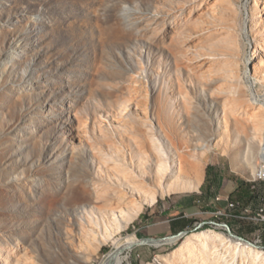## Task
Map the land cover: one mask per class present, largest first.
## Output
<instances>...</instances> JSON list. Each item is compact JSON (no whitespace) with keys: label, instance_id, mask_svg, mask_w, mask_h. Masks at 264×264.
<instances>
[{"label":"rangeland","instance_id":"obj_1","mask_svg":"<svg viewBox=\"0 0 264 264\" xmlns=\"http://www.w3.org/2000/svg\"><path fill=\"white\" fill-rule=\"evenodd\" d=\"M263 143L264 0H0V264L181 231L125 264H264L262 232L240 246L205 206L170 221L208 171L254 181ZM165 158L182 178L151 182Z\"/></svg>","mask_w":264,"mask_h":264},{"label":"crops","instance_id":"obj_2","mask_svg":"<svg viewBox=\"0 0 264 264\" xmlns=\"http://www.w3.org/2000/svg\"><path fill=\"white\" fill-rule=\"evenodd\" d=\"M211 182V176L206 175L204 183L201 186L202 191L197 196L183 199L178 203L176 208L180 210L170 220L173 222L171 223V230L181 231L184 229L187 223L180 221L184 216L188 217L196 213L199 214L208 201L210 202L214 197H219L220 200L215 204L219 208L225 209L229 202L238 203L239 206L232 212L236 217L230 219L233 221L238 235H256L260 230L264 238V223L252 220L247 217V214L243 213V210H248L249 215L254 216L258 214L260 209L264 210V182H250L232 178L231 176L222 177L216 187L210 186Z\"/></svg>","mask_w":264,"mask_h":264},{"label":"bare ground","instance_id":"obj_3","mask_svg":"<svg viewBox=\"0 0 264 264\" xmlns=\"http://www.w3.org/2000/svg\"><path fill=\"white\" fill-rule=\"evenodd\" d=\"M263 158L264 161V143L262 145V152L260 154ZM261 158V159H262ZM262 165V166H261ZM260 166V169L257 172V175L254 176V178L262 176L264 174V164L262 163ZM169 166V161L168 158L164 159V165H162L160 167V169L158 171L155 172L156 177L153 178L151 180V182H157V183H161V182H165V183H169L170 180L173 177H177V178H182V174L184 171V167L178 166L177 168H174L171 172V174L167 173V168ZM190 169L192 172H194V177H196L197 179L199 178V165L195 162H192V164L189 165ZM142 188V186L140 187ZM141 194V192H140ZM214 226L223 228L220 224L218 223H214ZM224 229V228H223ZM227 237L230 240L236 241L238 245H243L245 244L248 248L250 249H257L259 248L256 244L253 245L252 243H247L245 241L239 240V239H235L233 237H231L229 234H226ZM109 238V236L107 237ZM169 240H174L172 238H163L161 240H157L155 242L152 243V246H157L160 245L161 243L165 242V241H169ZM139 243V240L137 238H126L125 242L123 244L119 245V240H116L113 243V246H115L114 250L112 251L110 257L107 259V261L105 262V264H125L130 256V253L132 252V250L138 246L137 244ZM216 249L218 250L219 247L221 246V241L217 240L216 245H215ZM220 250H218L219 252Z\"/></svg>","mask_w":264,"mask_h":264},{"label":"built area","instance_id":"obj_4","mask_svg":"<svg viewBox=\"0 0 264 264\" xmlns=\"http://www.w3.org/2000/svg\"><path fill=\"white\" fill-rule=\"evenodd\" d=\"M257 180H261L264 182V174L262 176L256 177L254 179V181H257ZM219 200H220L219 197H214L209 203H206L205 207L207 209L212 210V211H208L206 213L211 215V217H213V218H225V219L235 218L236 216L232 212H233V210H235L239 206L238 203L229 202L227 207L224 209V208H219V207L215 206V204ZM243 213L245 215L247 214V217L251 218L252 220H258V221H261L264 223V210L263 209H260L258 214L254 215V216H250L248 210H243ZM206 223H207L206 225H209L208 223H210V222H206ZM260 232L261 231L259 230L258 233H260ZM256 242H259V241L257 240Z\"/></svg>","mask_w":264,"mask_h":264},{"label":"water","instance_id":"obj_5","mask_svg":"<svg viewBox=\"0 0 264 264\" xmlns=\"http://www.w3.org/2000/svg\"><path fill=\"white\" fill-rule=\"evenodd\" d=\"M214 223H215V222H210V223H208V224H209V225H213ZM206 224H207L206 222H203V223H200L198 226L200 227V226H203V225H206ZM220 225L225 229V231L227 232V234H229L231 237H233V238H235V239H239V240L245 241V242H247V243H252L251 241L245 239V238L242 237V236H239V235H235V234H233V233L231 232L230 227H229L226 223H221ZM183 235H185V232H184V231H181V232H179L178 234H175V235H172V236H169V237H165V238L179 239V238H181ZM165 238H164V239H165ZM155 241H157V240L152 239V238H145V239L140 240L139 243H138L137 245H138V246H140V245H146V244H151V245H152V243L155 242Z\"/></svg>","mask_w":264,"mask_h":264},{"label":"trees","instance_id":"obj_6","mask_svg":"<svg viewBox=\"0 0 264 264\" xmlns=\"http://www.w3.org/2000/svg\"><path fill=\"white\" fill-rule=\"evenodd\" d=\"M208 173H209V171H208ZM208 173H207V176H208ZM249 184H252V183H249ZM202 191V190H201Z\"/></svg>","mask_w":264,"mask_h":264}]
</instances>
